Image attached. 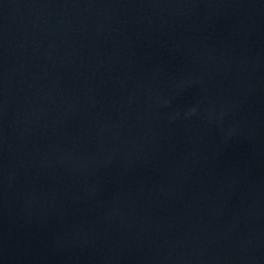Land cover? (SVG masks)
I'll return each mask as SVG.
<instances>
[{"label":"water","instance_id":"obj_1","mask_svg":"<svg viewBox=\"0 0 264 264\" xmlns=\"http://www.w3.org/2000/svg\"><path fill=\"white\" fill-rule=\"evenodd\" d=\"M0 264H264V0H0Z\"/></svg>","mask_w":264,"mask_h":264}]
</instances>
